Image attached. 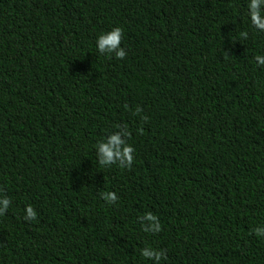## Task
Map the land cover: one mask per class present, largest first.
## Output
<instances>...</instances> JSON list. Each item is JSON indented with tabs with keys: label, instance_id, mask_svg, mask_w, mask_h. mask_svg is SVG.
<instances>
[{
	"label": "trees",
	"instance_id": "obj_1",
	"mask_svg": "<svg viewBox=\"0 0 264 264\" xmlns=\"http://www.w3.org/2000/svg\"><path fill=\"white\" fill-rule=\"evenodd\" d=\"M247 3L0 0V264H153L146 246L160 264H264V33ZM113 27L123 60L95 49ZM117 125L133 162L100 166Z\"/></svg>",
	"mask_w": 264,
	"mask_h": 264
},
{
	"label": "clouds",
	"instance_id": "obj_2",
	"mask_svg": "<svg viewBox=\"0 0 264 264\" xmlns=\"http://www.w3.org/2000/svg\"><path fill=\"white\" fill-rule=\"evenodd\" d=\"M264 0H248L247 3V18L249 25L254 30L264 33ZM241 37L246 38L247 33L241 32ZM122 30L119 27H113L108 31L101 32L95 39V49L98 55L111 56L116 60H123L126 56V51L121 47ZM257 66H264V55H255L253 57ZM139 107L136 112L140 113ZM144 119V117H142ZM116 131L106 134L94 146L96 153V161L100 166H110L118 164L121 167H129L133 162V147L126 143L125 138L129 133L120 125L116 126ZM100 198L107 204H114L118 197L114 192H100ZM11 201L6 195H0V216H2L9 208ZM23 219L32 221L36 218V213L33 208L28 205L24 208ZM140 219L143 221L141 228L146 233H159L161 225L157 217L152 213H145ZM257 235H264V228L257 227L253 229ZM140 255L146 260H152L153 264H160V261L165 257L164 250H155L151 247H144L140 250Z\"/></svg>",
	"mask_w": 264,
	"mask_h": 264
}]
</instances>
